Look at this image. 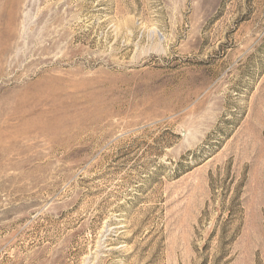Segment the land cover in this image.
Here are the masks:
<instances>
[{
	"label": "rangeland",
	"instance_id": "1",
	"mask_svg": "<svg viewBox=\"0 0 264 264\" xmlns=\"http://www.w3.org/2000/svg\"><path fill=\"white\" fill-rule=\"evenodd\" d=\"M0 264H264V0H0Z\"/></svg>",
	"mask_w": 264,
	"mask_h": 264
},
{
	"label": "bare ground",
	"instance_id": "2",
	"mask_svg": "<svg viewBox=\"0 0 264 264\" xmlns=\"http://www.w3.org/2000/svg\"><path fill=\"white\" fill-rule=\"evenodd\" d=\"M23 113V112H22ZM57 121V120H56ZM40 124V123H39ZM56 124V123H55ZM57 124H58V122H57ZM43 125V124H42ZM23 131V130H22ZM40 133V132H39ZM66 133V132H65ZM17 136V135H16ZM5 137H6V135H5ZM17 138V137H16ZM18 139V138H17ZM23 139V138H22ZM5 149V148H4Z\"/></svg>",
	"mask_w": 264,
	"mask_h": 264
}]
</instances>
